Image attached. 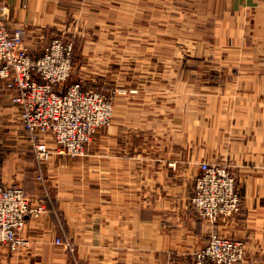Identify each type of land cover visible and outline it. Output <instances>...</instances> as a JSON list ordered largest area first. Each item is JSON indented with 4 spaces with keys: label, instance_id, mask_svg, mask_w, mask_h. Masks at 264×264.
I'll return each instance as SVG.
<instances>
[{
    "label": "crops",
    "instance_id": "0c3cea01",
    "mask_svg": "<svg viewBox=\"0 0 264 264\" xmlns=\"http://www.w3.org/2000/svg\"><path fill=\"white\" fill-rule=\"evenodd\" d=\"M70 2L0 0L10 10V29L33 31L69 20ZM200 6L221 48V95L205 98L203 114L191 116L189 130L171 141L163 138L162 116H143V162L122 160L128 147L109 128L98 135L107 148L93 145L84 158L56 155L38 168L14 96L0 87V185L22 186L47 206L40 220L28 219L24 248L13 253L0 245V264H192L214 229L246 244L242 264H264V0ZM57 15L63 21L50 23ZM102 148L114 155L108 168L99 161ZM197 158L226 163L238 177L241 212L216 227L191 204ZM58 238L74 242L76 253L57 245Z\"/></svg>",
    "mask_w": 264,
    "mask_h": 264
},
{
    "label": "rangeland",
    "instance_id": "374dc122",
    "mask_svg": "<svg viewBox=\"0 0 264 264\" xmlns=\"http://www.w3.org/2000/svg\"><path fill=\"white\" fill-rule=\"evenodd\" d=\"M103 1L71 0L72 15L66 19L67 25L65 15H57L49 22L55 23L59 18L64 21L53 28L45 26L33 31L25 26V45L33 56H41L53 42L71 43L73 72L67 84L80 83L85 90L100 94L111 104L110 124L97 129L84 157L93 145L97 147L100 143L107 148V142H98V135L104 129L113 128L118 133V144L128 147L123 150L122 160L143 162V116H162L163 138L171 141L189 130L191 116L193 119L194 115L197 118V114H203L205 98L221 95L218 86L223 61L218 55L221 48L214 24L203 22L201 0ZM5 12L9 26L10 10L0 4V16ZM48 28L55 33H48ZM213 50L216 52L211 55ZM144 119L148 121L147 117ZM2 147L7 150L9 145ZM106 148H102L104 153L99 157L103 168L115 160ZM204 162L229 167L223 162L197 158L194 161L195 168L199 169L197 176ZM173 165L177 167V163ZM46 181L44 176L43 182H38L45 186ZM38 204L32 200L34 207ZM46 210L40 218L29 219L40 220ZM25 230L22 238L29 241ZM58 239L72 245V254L76 253L74 242Z\"/></svg>",
    "mask_w": 264,
    "mask_h": 264
},
{
    "label": "built area",
    "instance_id": "2783aa9c",
    "mask_svg": "<svg viewBox=\"0 0 264 264\" xmlns=\"http://www.w3.org/2000/svg\"><path fill=\"white\" fill-rule=\"evenodd\" d=\"M8 14L0 16V87L12 92L23 129L35 142L39 166L56 155L82 158L97 129L110 124L112 106L80 83L68 85L72 76L74 46L53 42L35 57L25 45L24 29L12 30ZM195 180L191 204L196 216L213 227L240 214L238 177L230 167L204 162ZM43 182V176H38ZM21 186L0 185V245L19 252L28 241L22 238L28 219H37L46 210L40 197L35 201ZM56 244L69 252L74 248L58 239ZM246 244L218 233L198 250L192 264H242Z\"/></svg>",
    "mask_w": 264,
    "mask_h": 264
}]
</instances>
